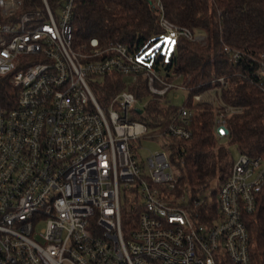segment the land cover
<instances>
[{
	"label": "built area",
	"instance_id": "2783aa9c",
	"mask_svg": "<svg viewBox=\"0 0 264 264\" xmlns=\"http://www.w3.org/2000/svg\"><path fill=\"white\" fill-rule=\"evenodd\" d=\"M151 1L166 37L207 42ZM76 2L0 0V264H251L245 216L264 199V158L241 152L215 198L177 195L167 142L192 138L194 106L173 102L191 75L168 80L119 41L76 47ZM224 51L235 63L246 55ZM254 60L264 92V53ZM118 74L144 76L148 100L177 108L163 131L136 118L148 100L129 89L98 100L88 79ZM225 86L214 77L193 95L213 107L218 138L243 111L224 101ZM146 134L163 141L143 158Z\"/></svg>",
	"mask_w": 264,
	"mask_h": 264
},
{
	"label": "trees",
	"instance_id": "16d2710c",
	"mask_svg": "<svg viewBox=\"0 0 264 264\" xmlns=\"http://www.w3.org/2000/svg\"><path fill=\"white\" fill-rule=\"evenodd\" d=\"M37 1V0H36ZM166 17L207 37L205 44L186 38L175 40L169 59L161 52L166 37L159 23V10L151 0H77L74 13V43L78 47L97 39L101 45L111 41L125 43L146 63L153 64L168 80L191 75L187 105L196 109L189 140H168L170 160L176 169L175 193L195 199L214 181L223 183L236 158L231 146L252 157L264 158V92L257 85L254 57L264 53V0H162ZM225 45L246 55L238 63L224 51ZM154 55H145L148 48ZM144 54V55H143ZM214 77H225L222 98L241 106L242 113L229 117V135L218 138L214 131L213 107L193 104V95L212 86ZM122 75H106L95 86L101 103L123 89L133 91L140 100L150 97L145 78L125 84ZM0 93V101H6ZM177 108L151 97L136 118L152 132L163 131ZM215 198V191L212 193ZM215 211V206L212 208ZM127 211H125L126 213ZM203 213L205 210L202 211ZM132 214L127 212V216ZM132 217H134L132 215ZM251 243V264H264V199L245 216ZM230 264V263H228Z\"/></svg>",
	"mask_w": 264,
	"mask_h": 264
},
{
	"label": "rangeland",
	"instance_id": "374dc122",
	"mask_svg": "<svg viewBox=\"0 0 264 264\" xmlns=\"http://www.w3.org/2000/svg\"><path fill=\"white\" fill-rule=\"evenodd\" d=\"M161 29H162V27H161ZM192 31H194V30H192ZM161 44H163L161 52L166 55V59H169L170 56H171V54L175 51V40H173V39H171L169 37H163V39L157 44V46H160ZM145 55H148V56L154 55V48L153 47L148 48L145 51ZM140 77L142 79H144V76L141 75ZM102 79H103V77H93V78L90 77L88 79L89 80V83H90V85H91V87H92V89H93V91H94L95 94H96V92H95V86L97 84L101 83ZM124 81H125V84H128V85H129V83H131V79L130 78H127V77H125ZM176 91H177V89H173L170 92L169 97L170 96L172 97V95ZM178 92H179V97L177 99H175L173 102H174L175 105L181 106L188 99L189 93L187 91H184V90H179ZM147 100H148V98H145L144 102H146ZM195 111H196V109H195ZM213 113H215L214 110H213ZM162 141H163V138L162 137H154V138H152V137H150V136H148L146 134L141 139V141H140V144L142 145V147H139V152L141 154V157L146 158V157L149 156V154L151 153V151H155L157 149H160L162 147ZM137 145H139V142H137ZM231 150H232V152L234 154V157L237 159L239 157V155H240V151L234 145L231 146ZM218 184H220V183H218V181H214L212 183L211 187H209L206 190V194L207 195H212V193L214 191L216 192V189H217Z\"/></svg>",
	"mask_w": 264,
	"mask_h": 264
}]
</instances>
